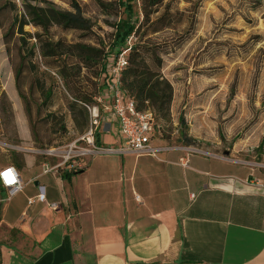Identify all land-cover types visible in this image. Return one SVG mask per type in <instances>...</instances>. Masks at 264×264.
Returning a JSON list of instances; mask_svg holds the SVG:
<instances>
[{
	"label": "rangeland",
	"instance_id": "374dc122",
	"mask_svg": "<svg viewBox=\"0 0 264 264\" xmlns=\"http://www.w3.org/2000/svg\"><path fill=\"white\" fill-rule=\"evenodd\" d=\"M46 1L71 12L75 1L90 31L53 27L43 39L108 52L113 25L121 13L119 0ZM164 9L172 14L171 26L143 34L140 42L169 51L160 55V73L172 86V101L156 144L184 157L188 153L227 157L264 188V0H166L159 13ZM134 10L141 18L139 2ZM5 30L6 26H0V167L28 154L55 164L61 158L36 152L56 149L63 155L84 135L90 115L83 104L71 109L69 87L78 89L89 106L95 105L93 97L102 89L98 68L79 65L74 48L72 54L44 60L32 39L27 47L35 44L36 55L26 59L17 87L19 43L7 48L2 37ZM24 30L40 32L30 26ZM129 41L132 45L137 38ZM76 146L78 163L84 160L78 153L86 144ZM0 233V247L22 241L17 231L1 228Z\"/></svg>",
	"mask_w": 264,
	"mask_h": 264
},
{
	"label": "crops",
	"instance_id": "0c3cea01",
	"mask_svg": "<svg viewBox=\"0 0 264 264\" xmlns=\"http://www.w3.org/2000/svg\"><path fill=\"white\" fill-rule=\"evenodd\" d=\"M101 129L102 145L120 143L113 118ZM28 155L14 166L23 190L0 196V229L22 240L1 264H264V188L227 157L101 155L43 173L49 160ZM39 186L46 202L28 205Z\"/></svg>",
	"mask_w": 264,
	"mask_h": 264
},
{
	"label": "trees",
	"instance_id": "16d2710c",
	"mask_svg": "<svg viewBox=\"0 0 264 264\" xmlns=\"http://www.w3.org/2000/svg\"><path fill=\"white\" fill-rule=\"evenodd\" d=\"M17 1L18 3L13 0L0 2V26H6L2 36L4 45L8 48L11 43H19L20 64L16 70L17 87L19 85L17 76L24 68L26 59L31 61L36 55L35 44L27 47L32 39L39 45V56L44 60L72 54L74 48L79 65L87 69L98 68L97 77L101 78L102 89L93 97L94 100L107 87L110 80L106 69L108 57L110 55L115 57L126 49L127 66L122 70L120 79L123 97L133 99L138 110H152L157 120L164 126L163 121L169 115L173 91L169 81L160 73L163 63L160 55H166L169 51L160 50L157 45H145L140 42L143 34H156L171 26L173 17L170 11L164 9L159 13V8L166 0H119L118 8L121 13L113 25L112 42L107 53L104 49L99 50L87 45L69 47L59 41L53 44L50 39H43L53 27L81 32L90 31L89 23L82 17L81 9L75 1L71 2L73 12L60 10L46 0ZM137 2L140 4L141 18L134 10ZM27 26L40 32L34 34L26 32L24 29ZM131 37L137 38V42L127 45ZM31 67L34 68L32 65ZM71 86L69 87L73 96L71 109L77 108L78 104L88 105L87 99L81 96L79 90ZM41 90L44 91L43 84ZM33 139L36 141L35 136ZM98 140L97 133V143L101 144ZM22 163L23 156L19 162L12 165L20 167ZM0 196H3L2 188H0Z\"/></svg>",
	"mask_w": 264,
	"mask_h": 264
},
{
	"label": "built area",
	"instance_id": "2783aa9c",
	"mask_svg": "<svg viewBox=\"0 0 264 264\" xmlns=\"http://www.w3.org/2000/svg\"><path fill=\"white\" fill-rule=\"evenodd\" d=\"M127 45H130L129 40L127 41ZM126 51L124 49L117 56L112 57L111 62L107 65L106 69L110 80L103 92L95 98L96 104L93 106L83 104L90 115L89 125L84 135L70 144L67 147V151L62 152L63 155H60V151L56 149L37 150L36 154L61 158L55 164H51L50 162L44 164L43 173L82 170L85 167L87 159L101 155L134 154L136 156H156L160 151L173 150L172 148L154 145L155 141H158L161 138L162 132H164V126L157 120L154 112L150 109L144 111L138 110L133 99L123 97L120 79L122 70L127 66ZM109 118L115 120L121 141L117 145L105 146L97 143V133L101 124L106 123ZM80 142L86 144V147L82 148L78 153L84 160L76 163L74 158L77 156L74 153L78 150L76 144ZM22 150L31 151L27 149ZM189 155V153L186 154V157ZM186 157L179 159V163L183 166L187 165ZM69 160H72L70 161L72 162L71 166L68 165ZM8 169L15 170L16 183L6 185L3 179L0 178V188L6 191L8 196H11L16 192L22 191L24 186L19 172L14 166H2L0 173ZM35 200L39 203L46 202L42 186L38 187L35 199L29 198L27 200L28 205H31ZM49 206L52 209L58 208L57 203H51Z\"/></svg>",
	"mask_w": 264,
	"mask_h": 264
},
{
	"label": "clouds",
	"instance_id": "9594fccd",
	"mask_svg": "<svg viewBox=\"0 0 264 264\" xmlns=\"http://www.w3.org/2000/svg\"><path fill=\"white\" fill-rule=\"evenodd\" d=\"M0 178L3 179V181L6 185H12V184L16 183L15 170L14 169H8V170L4 171L3 173H0Z\"/></svg>",
	"mask_w": 264,
	"mask_h": 264
},
{
	"label": "water",
	"instance_id": "95a60500",
	"mask_svg": "<svg viewBox=\"0 0 264 264\" xmlns=\"http://www.w3.org/2000/svg\"><path fill=\"white\" fill-rule=\"evenodd\" d=\"M225 155H227V154L225 153Z\"/></svg>",
	"mask_w": 264,
	"mask_h": 264
}]
</instances>
